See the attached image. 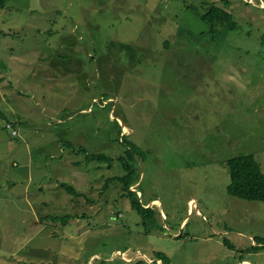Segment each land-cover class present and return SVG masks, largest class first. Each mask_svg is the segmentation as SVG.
I'll use <instances>...</instances> for the list:
<instances>
[{
  "label": "rangeland",
  "instance_id": "obj_1",
  "mask_svg": "<svg viewBox=\"0 0 264 264\" xmlns=\"http://www.w3.org/2000/svg\"><path fill=\"white\" fill-rule=\"evenodd\" d=\"M225 1L0 8V264H264V202L227 192L229 158L264 172V0ZM212 4L239 27L213 33ZM125 139L149 223L110 180Z\"/></svg>",
  "mask_w": 264,
  "mask_h": 264
},
{
  "label": "trees",
  "instance_id": "obj_2",
  "mask_svg": "<svg viewBox=\"0 0 264 264\" xmlns=\"http://www.w3.org/2000/svg\"><path fill=\"white\" fill-rule=\"evenodd\" d=\"M8 1L9 0H0V8H5ZM201 1L204 3L207 2V0ZM225 3L229 5L228 0H226ZM260 8L262 9V7ZM198 15L204 22L210 25V30L213 33L217 32L219 29L231 31L239 27V23L235 20L232 13L227 12L214 4H212L204 14L198 13ZM260 40L262 50L264 52V32H262ZM13 126L16 127V123H13ZM123 143L127 146V150L123 155L115 158L120 162L123 173L110 180H118L123 184L125 190L124 196L129 198L132 209L145 220V223H149L153 210L151 207H147L143 202H141L138 193L131 189V187L136 185L139 180L140 168L138 167L136 161L139 156L143 158L145 156V152L139 149L136 144H132L127 141V139L123 140ZM66 145L73 146L71 143H66ZM78 151L85 152L87 162L98 161L109 163L115 160L104 153H89L84 147H79ZM227 165L231 175V182L227 187L228 194L231 197L247 201L264 202V172L256 157L253 154L242 153L229 158L227 160ZM62 186L68 189V191H70L74 196L79 195V192L72 185L63 183ZM107 186L108 185H106V187ZM224 242L230 248L233 247L228 240H225ZM257 242L258 244H261L263 241L258 238ZM256 247H261V245H257ZM156 256L158 259H161L164 264H168L169 259L166 257L165 253L156 252Z\"/></svg>",
  "mask_w": 264,
  "mask_h": 264
},
{
  "label": "crops",
  "instance_id": "obj_3",
  "mask_svg": "<svg viewBox=\"0 0 264 264\" xmlns=\"http://www.w3.org/2000/svg\"><path fill=\"white\" fill-rule=\"evenodd\" d=\"M85 185H92V182H89V180H87V182L85 183ZM258 264H262V263H258Z\"/></svg>",
  "mask_w": 264,
  "mask_h": 264
}]
</instances>
